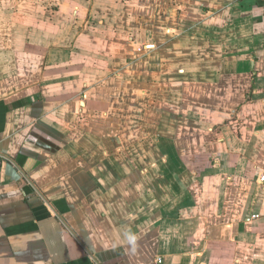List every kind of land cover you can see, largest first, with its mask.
<instances>
[{"label":"crops","instance_id":"crops-1","mask_svg":"<svg viewBox=\"0 0 264 264\" xmlns=\"http://www.w3.org/2000/svg\"><path fill=\"white\" fill-rule=\"evenodd\" d=\"M7 2L0 264H264V4ZM86 23L119 27L130 44L143 26L147 44L132 55L155 54L157 70L139 67L161 73L153 95L173 89V98L136 116L110 113L116 101L91 83L98 49L86 55Z\"/></svg>","mask_w":264,"mask_h":264},{"label":"rangeland","instance_id":"rangeland-1","mask_svg":"<svg viewBox=\"0 0 264 264\" xmlns=\"http://www.w3.org/2000/svg\"><path fill=\"white\" fill-rule=\"evenodd\" d=\"M29 1H33V4H37L38 1H43V0H29ZM36 1V3H35ZM67 1H74V0H67ZM84 2H88V0H82ZM9 3L7 2V0H4L2 3V14H0L1 17H7L10 11V8L8 7ZM67 17H71L70 15H67ZM167 27L165 28L167 30V32L171 29L170 27H172V25L169 23L166 24ZM75 26V25H73ZM84 27H87L86 29H84ZM152 27V26H151ZM117 28V29H114ZM142 28V29H140ZM145 28V26H144ZM173 28V27H172ZM68 27H65V30H68ZM78 29H80V27H78ZM164 29V30H165ZM82 31L85 30V32H87L86 37L84 39V41L82 42L83 44V48H86L87 50V54L89 55V49L91 48V46L95 47V49L97 48L98 51H95L96 53H98L97 55V63H98V67L97 69H92L88 68V63L85 62V57L80 58V64L84 67H87L88 70L92 73L95 74V82H93L92 80V85L95 87L97 84L99 85V90H98V95L97 98L102 97V98H109L111 96V98L116 101L115 105H113V107L111 108V110L113 112L114 115L117 114H123L128 112L129 114H135L139 115V113H142L143 107H149L147 110L151 109V107L154 106H158L160 101H168L170 98H173V89H165L164 91H161L160 95H153L156 94V90H157V81L160 80L159 75L161 73H152L146 70L147 73H145L144 71H142L143 67H139V66H146L147 68L149 67H154L157 64V58L155 57V54L151 53L148 54L147 52L145 53L146 55L143 57L144 59H146V61L143 60V58H138L133 56V51L134 48H137V44L139 45V47L141 48V46L143 44H145L146 42L143 40L144 36V31H143V26H140L138 29L133 30V37L131 36V38L135 39V41L133 43H129L125 38L126 36H128L129 33H125L123 31H121V29L119 27H112V29L106 30L105 27H103L102 25L99 24H92V23H86L84 25H82ZM162 29V32L165 34V31ZM172 30V29H171ZM148 33V31H145ZM158 32V31H157ZM161 32V31H159ZM96 35L98 41H89V35ZM171 42L170 40L168 42H164L162 45L165 46L166 44H170L173 42V31H171ZM87 40V41H86ZM144 41V42H143ZM108 45V49L109 52L111 51V53L109 54L108 60L105 61L106 57H104L103 55H99V52H101L103 49L107 48L105 46V44ZM147 44V43H146ZM173 44V43H172ZM68 45H70L68 43ZM129 45V46H128ZM69 47V46H68ZM72 48V47H71ZM129 50V52L127 51ZM119 52H123V53H119ZM125 52V53H124ZM141 55L143 54L142 51ZM130 53V54H129ZM135 54L136 51H134ZM117 54H120L122 56H124V58L122 57H118ZM166 61L162 62V64L164 63L167 67H163L162 70V74H163V79H167V80H162L163 83L168 82V85H171L173 83V81L176 79L175 76L173 75V73H169V74H165L166 71L168 69H170L168 66L170 65V63L168 62V60H170L171 58L166 57L165 58ZM72 62V61H71ZM76 64L77 60H76ZM108 64V67H105ZM154 64V65H153ZM124 67V68H123ZM105 68V69H104ZM129 68L128 72L126 71ZM136 68V69H135ZM146 68V69H147ZM158 69L157 66L154 67V70ZM121 71V70H123ZM135 69V70H133ZM133 70V71H132ZM87 73V78L88 80H90V75L89 73ZM91 74V75H92ZM93 78V79H94ZM159 80H158V79ZM144 80H148L149 84L148 85H142V83L144 82ZM126 85H124V87H121V85H123L124 83ZM170 82V83H169ZM91 83H89L91 85ZM112 83L114 84L113 87ZM173 87V85L171 86ZM111 88V89H110ZM141 89V92H147V96L145 97V99L143 100H139V96H141L139 94ZM101 99V98H100ZM157 99H162L157 101ZM156 102V103H155ZM105 106V105H103ZM138 107V108H137ZM104 107H100L97 111L102 113V109ZM105 112V111H104ZM150 113H152L153 111L150 110ZM126 113V114H128ZM168 120L165 121V130L168 128L173 129V120L172 122L170 121L171 118H167ZM136 123L132 122L130 123V130L131 132H133V129L136 128L137 126L135 125ZM130 139L128 140V144L129 145H133L136 142V137L135 136H130ZM147 153V152H145ZM148 157L150 156V154L147 155Z\"/></svg>","mask_w":264,"mask_h":264},{"label":"built area","instance_id":"built-area-1","mask_svg":"<svg viewBox=\"0 0 264 264\" xmlns=\"http://www.w3.org/2000/svg\"><path fill=\"white\" fill-rule=\"evenodd\" d=\"M264 4V0H260Z\"/></svg>","mask_w":264,"mask_h":264}]
</instances>
